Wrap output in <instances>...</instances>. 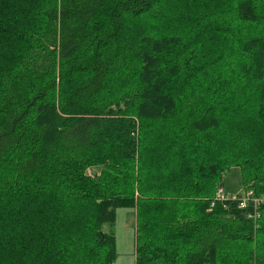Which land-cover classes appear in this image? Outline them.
<instances>
[{"label": "trees", "instance_id": "trees-1", "mask_svg": "<svg viewBox=\"0 0 264 264\" xmlns=\"http://www.w3.org/2000/svg\"><path fill=\"white\" fill-rule=\"evenodd\" d=\"M247 190L264 0H0V264H113L121 208L134 264H264Z\"/></svg>", "mask_w": 264, "mask_h": 264}, {"label": "rangeland", "instance_id": "rangeland-1", "mask_svg": "<svg viewBox=\"0 0 264 264\" xmlns=\"http://www.w3.org/2000/svg\"><path fill=\"white\" fill-rule=\"evenodd\" d=\"M95 174L96 167L87 170ZM224 188L227 193H241V184L238 168L232 167L224 174ZM102 229L105 232H113L116 238L117 257L113 264H134V220L129 209H118L115 222L104 224Z\"/></svg>", "mask_w": 264, "mask_h": 264}, {"label": "built area", "instance_id": "built-area-1", "mask_svg": "<svg viewBox=\"0 0 264 264\" xmlns=\"http://www.w3.org/2000/svg\"><path fill=\"white\" fill-rule=\"evenodd\" d=\"M215 197L218 199H228L225 196L223 188L219 187L215 192ZM234 204L237 208L244 210L246 217L255 222L259 217V207L264 206V194L256 196L251 190L245 191L240 196H234Z\"/></svg>", "mask_w": 264, "mask_h": 264}]
</instances>
